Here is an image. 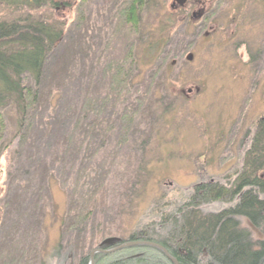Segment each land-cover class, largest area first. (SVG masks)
<instances>
[{
  "label": "rangeland",
  "instance_id": "obj_1",
  "mask_svg": "<svg viewBox=\"0 0 264 264\" xmlns=\"http://www.w3.org/2000/svg\"><path fill=\"white\" fill-rule=\"evenodd\" d=\"M127 1L84 0L32 110L3 112L0 264H44L58 242L52 264L75 261L242 168L264 122V3L217 0L198 16L203 0L178 11L142 0L133 27L121 16Z\"/></svg>",
  "mask_w": 264,
  "mask_h": 264
},
{
  "label": "trees",
  "instance_id": "obj_2",
  "mask_svg": "<svg viewBox=\"0 0 264 264\" xmlns=\"http://www.w3.org/2000/svg\"><path fill=\"white\" fill-rule=\"evenodd\" d=\"M257 1V0H256ZM264 3V0H258ZM0 0V140L5 123L3 112L13 106L23 119L32 110L36 88L51 52L63 40L68 15L82 12L84 0ZM142 0H130L122 9L124 23L136 27ZM75 7V10H74ZM74 11V12H72ZM71 16V17H72ZM28 78L32 82L28 81ZM20 121V120H19ZM264 122L247 150L234 179L223 184L202 182L174 212H161L157 221L142 232L134 230L127 239L98 248L109 249L124 242L142 241L161 245L178 264H264ZM215 201L229 205L204 212L201 206ZM244 219L253 232L241 224ZM58 242L45 255L44 264L60 256ZM89 252L76 260L67 253L59 264H89ZM94 264H174L159 248L137 244L111 252H97Z\"/></svg>",
  "mask_w": 264,
  "mask_h": 264
},
{
  "label": "water",
  "instance_id": "obj_3",
  "mask_svg": "<svg viewBox=\"0 0 264 264\" xmlns=\"http://www.w3.org/2000/svg\"><path fill=\"white\" fill-rule=\"evenodd\" d=\"M186 3V0H173L172 2V5L173 4H176L177 6H183L184 4ZM115 241H118L117 238H110L108 240L105 241V243L107 244H110V243H113ZM137 244H149V245H152V246H155L157 248H159L160 250H162L165 255L174 263V264H178L177 260L171 256L164 247H162L161 245L159 244H156V243H151V242H142V241H130V242H124V243H121L115 247H112V248H109V249H101V248H96L94 250H92L89 254V264H94V260H93V256L95 253L97 252H111V251H114L116 249H120V248H124V247H128V246H132V245H137Z\"/></svg>",
  "mask_w": 264,
  "mask_h": 264
},
{
  "label": "flooded vegetation",
  "instance_id": "obj_4",
  "mask_svg": "<svg viewBox=\"0 0 264 264\" xmlns=\"http://www.w3.org/2000/svg\"><path fill=\"white\" fill-rule=\"evenodd\" d=\"M217 2V0H203L201 3H203L205 6H203L202 8L204 9V10H200V11H198V16L201 14H207L206 12L207 11H209L208 9L209 8H207V5H206V3L207 2ZM172 2H173V0H172ZM172 2L170 3V9H172V11H178V10H180V9H182L183 7H185V5L187 4V2L183 5V6H177L176 4H173L172 5ZM205 7V8H204ZM200 15V16H201ZM203 16V15H202ZM193 17H197V14L196 13H193Z\"/></svg>",
  "mask_w": 264,
  "mask_h": 264
}]
</instances>
